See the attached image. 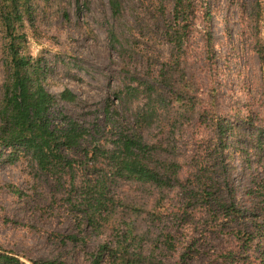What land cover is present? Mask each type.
Returning a JSON list of instances; mask_svg holds the SVG:
<instances>
[{
	"label": "trees",
	"instance_id": "trees-1",
	"mask_svg": "<svg viewBox=\"0 0 264 264\" xmlns=\"http://www.w3.org/2000/svg\"><path fill=\"white\" fill-rule=\"evenodd\" d=\"M27 1L0 0L5 73L0 157L1 149H8L11 157L21 153L42 173L65 182L71 210L96 235L104 236L90 253V264H195L197 234H222L232 240L227 248L208 254L206 264H264V207L261 215L255 207L241 210L231 183L234 168L228 153L237 144L231 138L235 126L218 114L214 92L206 93L204 101L199 97L204 91L199 85L194 89L185 73L195 1L172 0L163 32L169 53L159 69L158 85L146 82L118 89L116 102L137 103L133 122L113 121L106 129L85 127L53 110L56 98L46 89L45 67L40 59L21 52L19 29L28 15ZM109 2L113 15H119L121 0ZM109 35L118 42L113 30ZM202 44L212 58L207 29ZM255 50L264 65V45L257 43ZM59 99L73 103L76 96L65 89ZM169 115L177 129H172L175 121ZM192 120L211 133L198 140L193 157L179 152L178 129ZM242 126L249 133L242 134L239 154L247 157L252 150L264 164V121L254 125L242 119ZM154 130L159 135L146 140L143 132ZM259 190L264 191V184L248 193ZM184 233L189 234L186 240L180 239ZM0 264L24 263L0 253Z\"/></svg>",
	"mask_w": 264,
	"mask_h": 264
},
{
	"label": "rangeland",
	"instance_id": "rangeland-1",
	"mask_svg": "<svg viewBox=\"0 0 264 264\" xmlns=\"http://www.w3.org/2000/svg\"><path fill=\"white\" fill-rule=\"evenodd\" d=\"M194 1L197 12L188 37L185 73L194 89L199 85L204 91L199 96L204 101L206 93L214 92L218 114L235 126L231 138L237 144L228 154L236 203L241 210L255 207L261 215L264 191L255 195L248 191L264 184V164L252 150L247 157L239 153L242 134L249 133L242 128V119L254 125L264 121V65L255 50L257 43L264 45V0ZM121 4L120 14L114 16L109 0L27 1L28 15L19 29L21 52L40 59L45 67L46 89L56 98L53 110L85 127L97 124L106 129L113 121L131 124L137 103L116 102L114 93L124 85H158L159 69L169 53L163 32L172 0H121ZM205 29L211 37L212 58L203 51ZM111 30L118 42L111 41ZM3 49L0 29V99ZM65 89L76 96L75 102L59 99ZM166 117L177 129L174 116ZM178 129L179 152L192 157L198 153V140L211 134L197 120L184 121ZM158 135L157 130L143 132L148 141ZM66 194L63 180L39 171L26 155L11 157L8 149H1L0 253L24 264L36 260L90 264V253L104 236L96 235L71 210ZM188 236L184 233L180 239ZM196 237L195 264H206L208 254L232 245L222 234Z\"/></svg>",
	"mask_w": 264,
	"mask_h": 264
}]
</instances>
